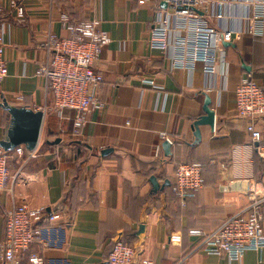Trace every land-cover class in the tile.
Segmentation results:
<instances>
[{
  "label": "crops",
  "instance_id": "crops-1",
  "mask_svg": "<svg viewBox=\"0 0 264 264\" xmlns=\"http://www.w3.org/2000/svg\"><path fill=\"white\" fill-rule=\"evenodd\" d=\"M10 1L0 0L7 67L0 103L47 110L38 158L21 167L10 156L11 179L0 192V244L3 215L12 204L44 210L41 240L16 264H25L31 253L44 264H103L121 238L133 247L131 264H172L191 252L193 264H264V254L253 251L239 262L194 251L201 239L188 233L210 232L246 206L250 191L264 194V158L256 155L245 121L236 116L233 94L249 74L264 93V0H216L207 7V25L234 34L223 45L224 65L215 77L204 74L200 63L192 70L173 69L163 51L149 47L152 12L156 4L161 7L157 0L143 5L138 0H14L24 9L22 20L10 11ZM256 6L262 14L258 36L250 20ZM61 16L72 23L98 21L110 38L95 64L103 78L97 94L103 108L86 116L78 137L71 134L73 112L64 111L62 119L48 112L51 97L36 74L46 57V34L67 37ZM142 79L153 80L155 88ZM205 97L215 111L214 125L200 126L197 140L192 123L203 115ZM9 120L0 108V140ZM165 140L171 143L169 156L162 149ZM106 149L111 151L102 156ZM190 163L201 165L203 187L183 201L170 184L176 166ZM50 215L53 222H47ZM261 215L264 233V204Z\"/></svg>",
  "mask_w": 264,
  "mask_h": 264
},
{
  "label": "built area",
  "instance_id": "built-area-1",
  "mask_svg": "<svg viewBox=\"0 0 264 264\" xmlns=\"http://www.w3.org/2000/svg\"><path fill=\"white\" fill-rule=\"evenodd\" d=\"M145 2L146 0H138L140 5ZM158 2L164 3L165 8L156 4L152 12L149 47L163 51L171 60L173 69L192 70L195 63H200L204 74L215 77L218 66L224 65L223 45L234 39L232 32L217 31L207 25V7L215 4L216 0H157ZM9 7L18 20L24 18V9L20 3L11 0ZM2 17L4 12L0 7V19ZM250 20L254 35H260L261 6L254 7ZM60 21L67 37L61 38L52 32L46 34L42 43L46 57L39 64L36 74L45 80L46 90L51 97L48 112L54 113L58 119H62V113L66 110L73 112L71 134L78 137L86 123V116L103 108V103L97 97L103 78L95 71V64L103 48L110 44V38L98 29V21L72 23L65 16H61ZM4 50L0 24V82L7 76ZM141 82L155 88L153 80L142 79ZM233 94L236 116L245 121V130L254 144L256 155L264 158V93L249 74L239 81ZM159 150L157 146L155 157L159 155ZM11 152L13 155H10ZM11 152L0 148V192L6 190L11 179L7 165L10 156L20 160L21 167L38 158L36 149L28 152L23 146ZM201 169V165L197 163L180 164L176 167L171 184L176 198H190L202 189ZM263 204L264 194L250 191L246 206L223 219L210 232L189 230V235L201 239L194 251L201 250L207 256L224 255L229 262H239L248 251L262 256ZM43 220V208L12 204L3 215L0 260L6 264H16L25 251L41 240L43 230L39 226ZM53 221L54 216H48L47 222ZM191 254L192 252L181 256L172 264H193L189 261ZM133 255V247L117 239L103 264H131ZM25 264H44V260L31 253ZM143 264L151 262L145 261Z\"/></svg>",
  "mask_w": 264,
  "mask_h": 264
},
{
  "label": "water",
  "instance_id": "water-1",
  "mask_svg": "<svg viewBox=\"0 0 264 264\" xmlns=\"http://www.w3.org/2000/svg\"><path fill=\"white\" fill-rule=\"evenodd\" d=\"M161 7L164 8L165 4L161 3ZM249 70V68H245ZM211 100L205 97L204 104L202 107L203 115L198 117L192 123V130L194 136L199 139V127L209 126L210 128L214 125L215 111L210 107ZM0 108L6 111L9 115V125L6 129L5 137L0 140V148L5 152H11L19 146H23L28 152H31L37 148L40 140V133L42 124L44 121V114L40 110H32L27 107H17L9 105L5 100L0 103ZM58 140L55 142L57 143ZM171 143L165 140L162 143V149L165 156H169ZM111 150L106 149L101 151V155L108 154ZM150 182L155 190L158 189V184L154 177L150 178Z\"/></svg>",
  "mask_w": 264,
  "mask_h": 264
},
{
  "label": "trees",
  "instance_id": "trees-1",
  "mask_svg": "<svg viewBox=\"0 0 264 264\" xmlns=\"http://www.w3.org/2000/svg\"><path fill=\"white\" fill-rule=\"evenodd\" d=\"M178 166V165H177ZM176 166V167H177ZM176 169V168H175ZM175 171V170H174ZM174 173V172H173ZM170 190H171V184H170ZM173 194V193H172ZM174 195V194H173ZM194 196H195V194H194ZM175 197V196H174ZM193 197V196H192ZM192 197H190V198H192ZM186 199H188V198H186ZM186 199H184L183 201H185ZM121 240V242H123V243H126V244H128V245H130V246H132L130 243H128V241L126 240V239H120ZM113 245H114V243H113ZM113 245H112V247H113ZM112 249V248H111Z\"/></svg>",
  "mask_w": 264,
  "mask_h": 264
},
{
  "label": "rangeland",
  "instance_id": "rangeland-1",
  "mask_svg": "<svg viewBox=\"0 0 264 264\" xmlns=\"http://www.w3.org/2000/svg\"><path fill=\"white\" fill-rule=\"evenodd\" d=\"M47 137L45 136V134L42 136V141H44Z\"/></svg>",
  "mask_w": 264,
  "mask_h": 264
}]
</instances>
